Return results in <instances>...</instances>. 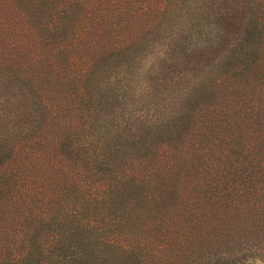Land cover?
<instances>
[{
  "label": "trees",
  "instance_id": "obj_1",
  "mask_svg": "<svg viewBox=\"0 0 264 264\" xmlns=\"http://www.w3.org/2000/svg\"><path fill=\"white\" fill-rule=\"evenodd\" d=\"M122 1L108 0V5L93 1L92 7L100 12L94 29L98 43H94L87 25L75 17L79 0L59 6L56 0H18V6L0 0V43L15 51L14 59L25 66L21 69L13 60L10 66L0 62V87L14 89L18 104L16 108L0 105V264H149L142 256V240L134 244L127 234L131 228L166 221L180 204L194 218L192 229L177 235L175 245L181 257L192 263L204 262L198 252L232 242L240 232L257 233L256 225L264 223V196L263 201L237 203L233 195L222 193L228 176L219 168L206 189L180 185L186 179L183 171L190 172L196 161L211 164L208 153L218 141L225 143L218 149V161L244 150L247 164L255 160L249 155L250 149L258 150V140L251 138L256 132L264 137V123L256 113L254 118L235 121L243 110L227 101L234 95L223 92L221 84L230 78L238 84L261 68L263 0H248V27L241 41L213 69L175 95L165 120L138 117L133 138L124 142L107 130L83 135L76 142L78 131L68 129L54 137L62 129L52 119L55 102L72 103L77 115H98L111 108L113 95L118 99L121 92L113 74L132 82L140 70L139 54L163 30L161 17L168 0L159 1L149 22L148 3L128 0L124 6ZM186 4L173 0L172 12ZM20 34L29 44L16 42ZM24 46L27 50L22 53ZM168 57L158 62L160 72L173 70ZM81 60V67L74 69ZM63 65L72 74L69 81L64 80ZM215 71L220 75L213 76ZM200 115L206 118L200 139L207 147L202 149L190 138L200 128ZM208 125L215 127L213 134L207 135ZM227 128L235 131L225 137ZM51 138L56 153L49 156L45 152ZM187 145L191 148L180 153ZM159 146L174 154L166 167L159 166ZM137 167L141 174L135 173ZM239 174L245 183L254 176L253 171Z\"/></svg>",
  "mask_w": 264,
  "mask_h": 264
},
{
  "label": "rangeland",
  "instance_id": "obj_2",
  "mask_svg": "<svg viewBox=\"0 0 264 264\" xmlns=\"http://www.w3.org/2000/svg\"><path fill=\"white\" fill-rule=\"evenodd\" d=\"M2 1L3 3L16 2V5L18 2V0ZM56 1L57 6L68 2V0ZM79 1L81 4L75 17L84 21L94 43H98L94 29L96 28L97 18L100 17V12L95 7H92L94 0ZM143 1L148 3L150 7L151 15L145 17L146 21L149 22L150 19L154 18L152 14L157 12L160 0ZM183 1L187 4L181 9L172 12L173 0H168L167 7L161 17L163 30L157 33L154 37L155 39H153L154 41L150 42L151 44L139 54L137 61H141L139 64L140 70L134 74V78L130 80L132 82L121 79L122 74H113L118 82L115 88L121 92L118 99L113 95V103L110 104L112 105L111 108H106L101 114L98 113L97 115L94 112L88 116L85 112H79L77 115L75 112L77 110H73V104L70 102L54 103L52 119L54 123L59 122L62 127L61 132L54 137H58L62 134V131H68L69 129L71 132L78 131L79 135L73 139L74 142L81 139L83 135H97L98 131L106 130L110 132L114 139L120 142L133 138V126L139 125L138 123L140 122L138 117L149 119L151 116H158L159 119L165 120L173 110L172 103L175 95L197 80L198 77L203 75L204 71L213 69L216 66V62L226 57L233 49V46L241 41L243 33L246 32L244 30L248 27L250 14L248 0ZM100 3L101 5H108V0H100ZM121 3L127 6L129 1L123 0ZM145 3L139 2L140 5ZM124 6L121 8L122 11ZM3 12L5 13V11ZM14 12L20 13L16 8ZM155 16L159 21V15L156 14ZM1 19H5L4 14ZM28 23L32 26V22L29 19ZM262 24L264 25V20ZM26 25L28 26V24ZM23 35H18V41L16 42L29 44L24 42L25 37H22ZM83 37L82 35L81 38L83 39ZM259 47L260 51H262L261 64L259 66L261 68L251 72L256 76L245 77L238 84H236V79H224L221 84L223 92L234 95L233 98H229L227 101L231 105L235 103V107L243 110L238 115L239 119L235 121L247 119V117L254 118L256 115V117L259 116L262 119V122H260L264 123V40ZM22 50L26 51L27 47H22L21 52L23 53ZM13 52L15 51H12L6 43H0L1 64L10 66L13 60L15 66L21 69L24 68L25 66L21 62L14 59L15 53ZM168 54L172 57V60H168V63L170 67L173 64V70L168 71L164 68L160 72L157 66L158 62L161 61L162 57L170 59ZM23 61L25 62V60ZM81 64L82 60L76 61L74 69H79ZM62 71L64 80L69 81L72 74H70L65 65L62 66ZM214 75H220L219 71H215ZM72 90L73 87L71 86L68 91ZM14 96V89L6 86L0 87V105L3 108L11 107L9 104L12 105L11 108L18 106ZM223 101L225 102V100ZM226 113L229 114V120L234 122L232 121V118H234L233 112L229 111ZM94 118H97V121L93 122L92 119ZM103 118H105V121ZM205 119V115H200L197 118V122L201 123L200 128L190 136L196 148L198 146L201 149L207 147V143H203L202 139H200L203 136L202 130L204 128L202 121ZM230 121L227 122L229 123ZM112 125L114 126L113 129L110 128ZM208 127L211 128V131L207 132V135L213 134L215 127L211 125H208ZM127 128L131 129L130 132L127 131ZM216 130L218 129L216 128ZM224 130H226L225 137L226 133L231 134L232 130L235 131L230 128ZM261 137L262 132H256L251 138L258 140L259 148L258 150L256 147L250 149L252 153H250L249 157H255V160L250 165L247 164L249 158L247 159L246 150L242 153L237 152L236 155L229 154L228 159L224 158V160L218 161V149L225 144L218 141L215 150L208 153V161L211 164L201 165L199 161H196L190 172L183 171L186 173V179L180 185L188 188L192 187L193 189H206V184L208 185L212 182V172L219 168L224 175L228 176L226 183H224L227 189L222 191V193L233 195L232 197L236 199L237 203H240V201H243V204L263 201L264 137ZM226 139L228 140L229 138ZM48 144L50 145L47 147L45 155L49 154V156H52L56 153V148H53L52 138L48 141ZM159 147V166L166 167L174 159V154L169 153L171 152L170 149L165 146ZM229 147L230 144H226V148ZM190 148V145L185 148L182 147L180 153L182 150H189ZM234 151L237 150L234 149ZM188 152L190 153V151ZM20 155H22L21 150ZM178 161L180 162L181 158H178ZM215 163H218V166ZM135 169L136 174H141V172H138V167ZM246 171L247 173L253 171L254 176L247 179L245 183L239 173ZM70 172L72 171L70 170ZM130 172L131 170H128V173ZM234 173L238 174L234 176ZM249 180H252V182L249 183ZM243 187L246 188L244 189ZM247 187L254 188L247 189ZM254 189H256L255 192ZM179 206L166 218V221L162 223H158V221L154 225L145 226V229L136 230L131 228L127 234V238L133 241L134 244L137 243V239L142 240L140 242L142 256L149 264H264V223L256 225V230H260L257 233L240 232L236 240L232 242L222 243L218 247H209L206 251L198 252V256L201 259L204 258L202 263H192L186 257H181L179 246L175 245L176 243L178 245L175 237L181 235L183 231L188 232L192 229L194 216L190 213L188 207H184V204ZM243 226L246 229L250 224H243Z\"/></svg>",
  "mask_w": 264,
  "mask_h": 264
}]
</instances>
